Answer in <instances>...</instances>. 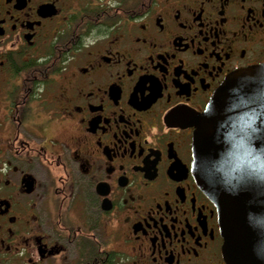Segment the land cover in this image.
<instances>
[{
	"label": "flooded vegetation",
	"instance_id": "obj_1",
	"mask_svg": "<svg viewBox=\"0 0 264 264\" xmlns=\"http://www.w3.org/2000/svg\"><path fill=\"white\" fill-rule=\"evenodd\" d=\"M264 65V0H0V264H226L194 128Z\"/></svg>",
	"mask_w": 264,
	"mask_h": 264
},
{
	"label": "water",
	"instance_id": "obj_2",
	"mask_svg": "<svg viewBox=\"0 0 264 264\" xmlns=\"http://www.w3.org/2000/svg\"><path fill=\"white\" fill-rule=\"evenodd\" d=\"M194 128L193 175L217 208L226 264H264V65L231 75Z\"/></svg>",
	"mask_w": 264,
	"mask_h": 264
}]
</instances>
